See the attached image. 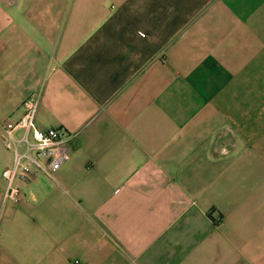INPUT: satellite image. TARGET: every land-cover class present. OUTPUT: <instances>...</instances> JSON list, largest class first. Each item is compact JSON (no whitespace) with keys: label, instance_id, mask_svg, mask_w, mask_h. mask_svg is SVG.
<instances>
[{"label":"crops","instance_id":"1","mask_svg":"<svg viewBox=\"0 0 264 264\" xmlns=\"http://www.w3.org/2000/svg\"><path fill=\"white\" fill-rule=\"evenodd\" d=\"M77 134L3 206L0 264H264V0H0V123Z\"/></svg>","mask_w":264,"mask_h":264},{"label":"built area","instance_id":"2","mask_svg":"<svg viewBox=\"0 0 264 264\" xmlns=\"http://www.w3.org/2000/svg\"><path fill=\"white\" fill-rule=\"evenodd\" d=\"M39 107L40 95L29 97L19 120L0 123L4 146L14 154L12 167L2 174L7 184L3 206L21 202L25 194L17 182L28 180L35 172L56 183L57 173L70 158L69 144L77 134L63 127L39 130L35 123Z\"/></svg>","mask_w":264,"mask_h":264}]
</instances>
